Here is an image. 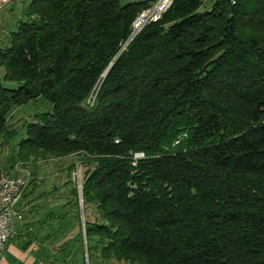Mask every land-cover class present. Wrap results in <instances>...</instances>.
Here are the masks:
<instances>
[{"label": "trees", "instance_id": "obj_1", "mask_svg": "<svg viewBox=\"0 0 264 264\" xmlns=\"http://www.w3.org/2000/svg\"><path fill=\"white\" fill-rule=\"evenodd\" d=\"M157 1L27 0L0 50L10 167H82L39 264H264V0H172L131 39Z\"/></svg>", "mask_w": 264, "mask_h": 264}, {"label": "rangeland", "instance_id": "obj_2", "mask_svg": "<svg viewBox=\"0 0 264 264\" xmlns=\"http://www.w3.org/2000/svg\"><path fill=\"white\" fill-rule=\"evenodd\" d=\"M126 2V0H121L122 4ZM26 5L27 0H15L11 5L0 10V50H3V47H5L8 36L16 30L18 21L21 19L22 11ZM210 7V3L209 5H203L200 12L206 11ZM3 73V69H0V79ZM2 84L4 87H12L10 84ZM34 106V103H30L14 111L13 116L7 122V131L10 133L11 131H15L17 134L20 133L22 125L26 122L25 120H30L28 118L29 116L41 113ZM20 140L21 135L18 136L17 141L14 138L6 145L0 139V165L11 175L24 176L25 172L30 174L29 184L16 206L20 218L14 221V230L16 232L14 239L23 235L25 242L28 243L33 239V235L34 239L39 237L37 236V231L40 227L36 223L38 219L46 220L50 213H59L63 204L71 201L70 191L78 182L73 179V174L77 170L81 174V170L79 168L77 169V167L72 173L68 170L71 164L79 163L78 158L75 157L56 161L38 162L25 167L20 164H15L10 167L9 160L13 155L16 143ZM17 165L18 167L16 168ZM15 168L19 172H16ZM33 185H35L34 192H31ZM66 211L74 210L71 206H68Z\"/></svg>", "mask_w": 264, "mask_h": 264}, {"label": "built area", "instance_id": "obj_3", "mask_svg": "<svg viewBox=\"0 0 264 264\" xmlns=\"http://www.w3.org/2000/svg\"><path fill=\"white\" fill-rule=\"evenodd\" d=\"M15 0H0V10L11 5ZM172 0H158L150 8L142 11L137 17L133 25V34L131 39L147 24L158 22L162 15L171 6ZM142 154L134 156L135 159L142 158ZM18 165L16 166V168ZM81 170L73 174V179L77 180L75 186L79 205H82V167L78 164L75 168ZM15 168L16 172H19ZM74 172V171H73ZM30 174L25 172L24 176L11 175L4 167L0 165V255L3 252L6 244L11 241L16 232L14 230V221L20 218L16 206L21 200L28 184ZM30 251L35 253L39 249V245L32 243L29 247Z\"/></svg>", "mask_w": 264, "mask_h": 264}, {"label": "crops", "instance_id": "obj_4", "mask_svg": "<svg viewBox=\"0 0 264 264\" xmlns=\"http://www.w3.org/2000/svg\"><path fill=\"white\" fill-rule=\"evenodd\" d=\"M128 1H141V0H126ZM204 5H209L212 0H202ZM19 232V230H18ZM0 264H39L36 258V253L30 251L26 246L25 238L23 235L18 238H13L9 241L3 252L0 255Z\"/></svg>", "mask_w": 264, "mask_h": 264}, {"label": "water", "instance_id": "obj_5", "mask_svg": "<svg viewBox=\"0 0 264 264\" xmlns=\"http://www.w3.org/2000/svg\"><path fill=\"white\" fill-rule=\"evenodd\" d=\"M109 68L107 69V71L105 72L104 76L107 74ZM82 200V199H81ZM80 209H82V206H80Z\"/></svg>", "mask_w": 264, "mask_h": 264}]
</instances>
